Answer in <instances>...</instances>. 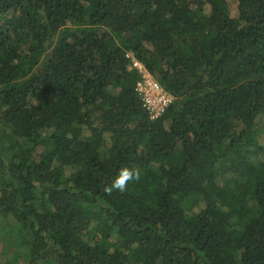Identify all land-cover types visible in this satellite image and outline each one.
Segmentation results:
<instances>
[{
  "label": "trees",
  "instance_id": "1",
  "mask_svg": "<svg viewBox=\"0 0 264 264\" xmlns=\"http://www.w3.org/2000/svg\"><path fill=\"white\" fill-rule=\"evenodd\" d=\"M0 111L6 264H264V0H0Z\"/></svg>",
  "mask_w": 264,
  "mask_h": 264
},
{
  "label": "built area",
  "instance_id": "2",
  "mask_svg": "<svg viewBox=\"0 0 264 264\" xmlns=\"http://www.w3.org/2000/svg\"><path fill=\"white\" fill-rule=\"evenodd\" d=\"M131 57V56H128ZM131 68L140 75L136 83V93L141 99L142 107L148 113L150 120L160 117L172 102V97L165 93L159 84L146 72L143 66L131 58ZM2 128L0 111V130Z\"/></svg>",
  "mask_w": 264,
  "mask_h": 264
},
{
  "label": "clouds",
  "instance_id": "3",
  "mask_svg": "<svg viewBox=\"0 0 264 264\" xmlns=\"http://www.w3.org/2000/svg\"><path fill=\"white\" fill-rule=\"evenodd\" d=\"M139 175V172L135 169H129L127 167L122 168L116 178L113 180L112 184L106 187L104 191L108 194H111L113 190L124 192L128 182L138 180Z\"/></svg>",
  "mask_w": 264,
  "mask_h": 264
},
{
  "label": "rangeland",
  "instance_id": "4",
  "mask_svg": "<svg viewBox=\"0 0 264 264\" xmlns=\"http://www.w3.org/2000/svg\"><path fill=\"white\" fill-rule=\"evenodd\" d=\"M231 7L233 10L234 9L233 3L231 4ZM260 140H263V139H260ZM6 221H7V219H6ZM7 224L12 226L14 224V222L12 221V219L9 218V220L6 223H3V220L0 218V226H7ZM5 229H7V228L5 227ZM1 234L2 233H0V264H6L7 262H10L9 260L11 258H13V256H15V252L17 249L11 243L6 244L7 246H4ZM11 263L12 264H22L23 259L19 258V259H17L16 262L13 261Z\"/></svg>",
  "mask_w": 264,
  "mask_h": 264
}]
</instances>
